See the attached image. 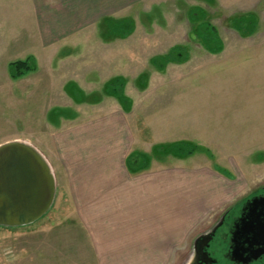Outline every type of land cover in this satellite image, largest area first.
I'll list each match as a JSON object with an SVG mask.
<instances>
[{
  "label": "rangeland",
  "instance_id": "1",
  "mask_svg": "<svg viewBox=\"0 0 264 264\" xmlns=\"http://www.w3.org/2000/svg\"><path fill=\"white\" fill-rule=\"evenodd\" d=\"M240 2L99 0L92 30L84 27L86 31L69 37L82 45L56 43L19 80L0 60V144L19 140L37 148L55 185L53 202L42 217L21 226H0V264H96L91 237L76 218L62 158L74 154L72 140L79 128H106L116 110L139 129L135 135L142 140H157L148 125L172 123L171 118L176 130L173 136L168 133L172 129L164 131L162 137L191 141L199 150L185 158H153V167H210L225 181L228 204L264 181V0L243 8ZM32 7L31 0H0V25L6 30L1 56L18 50L20 37L25 43L23 31L35 21ZM112 19L130 24V33L109 36ZM202 19L216 28L219 52L207 51L195 36ZM173 46L179 47L174 52L179 61L163 62L161 56ZM116 77L122 79L125 99L114 94L115 88H106ZM29 82L35 88L45 82L51 90L35 97L21 94ZM170 107L172 114L166 113ZM49 111L58 118L51 119ZM224 206L197 226L191 240L180 245L179 256L167 264H181L193 237Z\"/></svg>",
  "mask_w": 264,
  "mask_h": 264
},
{
  "label": "crops",
  "instance_id": "2",
  "mask_svg": "<svg viewBox=\"0 0 264 264\" xmlns=\"http://www.w3.org/2000/svg\"><path fill=\"white\" fill-rule=\"evenodd\" d=\"M31 1L35 21L23 31L25 43L20 37L18 50L0 54L7 67L12 61L33 60L34 69L13 78L18 80L32 73L56 43L82 45L69 37L84 27L91 29L98 21L99 0ZM240 1L243 8L258 0ZM0 34L4 40L6 30L1 25ZM29 83L19 90L21 94L35 97L51 90L45 82L36 88ZM169 109L166 113L172 114ZM111 120L106 128L92 124L79 128L72 140L74 154L64 153L62 158L76 218L91 237L96 264H167L168 259L179 256L180 245L191 240L197 226L230 201L225 181L207 166L154 168L150 160L148 166L145 162L142 168L130 170L126 157L132 151L148 154L155 145L179 140L162 137L171 129L168 133L173 136V120L148 125L157 140L136 138L139 129L131 128L119 110ZM108 133L110 136H104Z\"/></svg>",
  "mask_w": 264,
  "mask_h": 264
},
{
  "label": "flooded vegetation",
  "instance_id": "3",
  "mask_svg": "<svg viewBox=\"0 0 264 264\" xmlns=\"http://www.w3.org/2000/svg\"><path fill=\"white\" fill-rule=\"evenodd\" d=\"M217 214L181 264H264V181Z\"/></svg>",
  "mask_w": 264,
  "mask_h": 264
},
{
  "label": "water",
  "instance_id": "4",
  "mask_svg": "<svg viewBox=\"0 0 264 264\" xmlns=\"http://www.w3.org/2000/svg\"><path fill=\"white\" fill-rule=\"evenodd\" d=\"M55 193L50 166L27 142L0 144V226L30 224L51 206Z\"/></svg>",
  "mask_w": 264,
  "mask_h": 264
},
{
  "label": "trees",
  "instance_id": "5",
  "mask_svg": "<svg viewBox=\"0 0 264 264\" xmlns=\"http://www.w3.org/2000/svg\"><path fill=\"white\" fill-rule=\"evenodd\" d=\"M122 21H116L114 19L110 20L109 22V28H108V35L109 36H120V37H126L130 31L132 26L130 24L123 25ZM249 30H252V27L249 28ZM195 36L198 38L202 46L209 52H219L222 49V41L221 38L214 27L209 21L207 20H200L197 22V26L195 27ZM178 46H173L170 48L167 55L161 56V59L163 62H178L179 60L176 57V54L174 52L178 50ZM32 59H26V60H16L12 61L8 65L9 74L12 78H17L24 73L33 70L34 65L31 63ZM121 85H122V79L120 77H116L114 79H111L107 84L106 88L111 89L115 88L117 92L114 94L118 97H120V100L122 98L125 99L124 95L121 92ZM80 96H78L79 100ZM81 100V99H80ZM96 96V101H97ZM93 102L90 98H83L82 102ZM95 101V102H96ZM125 106V105H123ZM49 111V117L51 119H57L50 116ZM197 145L191 141L188 140H177L170 143H162L159 145H155L151 151V153L144 154L136 151H132L127 157H126V164L130 170H136L143 167L145 162L147 163V166L149 165V161L151 158L154 157H163L166 154H171L178 158H185L189 155L193 154L194 152L198 151ZM146 166V167H147Z\"/></svg>",
  "mask_w": 264,
  "mask_h": 264
},
{
  "label": "bare ground",
  "instance_id": "6",
  "mask_svg": "<svg viewBox=\"0 0 264 264\" xmlns=\"http://www.w3.org/2000/svg\"><path fill=\"white\" fill-rule=\"evenodd\" d=\"M23 142V141H22Z\"/></svg>",
  "mask_w": 264,
  "mask_h": 264
}]
</instances>
